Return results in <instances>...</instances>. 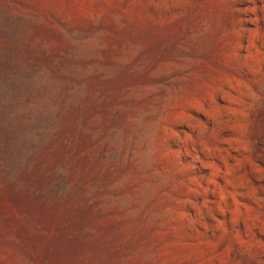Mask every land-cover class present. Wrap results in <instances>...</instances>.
I'll list each match as a JSON object with an SVG mask.
<instances>
[{
	"label": "rangeland",
	"instance_id": "obj_1",
	"mask_svg": "<svg viewBox=\"0 0 264 264\" xmlns=\"http://www.w3.org/2000/svg\"><path fill=\"white\" fill-rule=\"evenodd\" d=\"M0 264H264V0H0Z\"/></svg>",
	"mask_w": 264,
	"mask_h": 264
}]
</instances>
